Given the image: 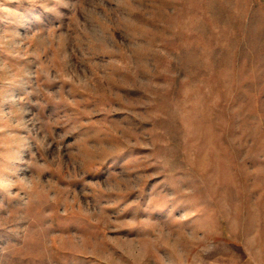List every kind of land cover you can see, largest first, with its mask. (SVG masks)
Segmentation results:
<instances>
[{"label":"rangeland","instance_id":"rangeland-1","mask_svg":"<svg viewBox=\"0 0 264 264\" xmlns=\"http://www.w3.org/2000/svg\"><path fill=\"white\" fill-rule=\"evenodd\" d=\"M0 264H264V0H0Z\"/></svg>","mask_w":264,"mask_h":264}]
</instances>
